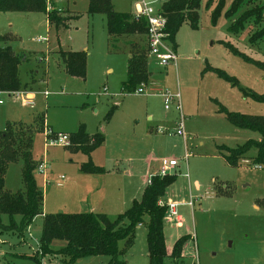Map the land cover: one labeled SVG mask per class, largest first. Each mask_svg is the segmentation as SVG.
Masks as SVG:
<instances>
[{
  "label": "rangeland",
  "instance_id": "374dc122",
  "mask_svg": "<svg viewBox=\"0 0 264 264\" xmlns=\"http://www.w3.org/2000/svg\"><path fill=\"white\" fill-rule=\"evenodd\" d=\"M219 1L200 0L198 28L185 22L178 29L176 63L160 66L152 55L146 56L149 82L143 85V93L131 94L121 92L130 49L125 42L136 40L145 46L144 36L122 37L115 43L121 49L111 51L106 17L88 13L89 0H50L47 10L56 9L62 19L63 26L58 27L49 24L43 12L0 13V35L9 36L0 48L9 46L23 55L18 72L26 89L21 90L32 101L24 106L19 99L3 96L0 129L7 123L32 129V174L43 196L41 214L22 234L0 230V264H108L104 255L66 263L56 254H42L43 216L88 212L89 202L94 212L114 217L134 199H141L146 177L159 170L163 159H175L178 166L169 171L176 179L160 202H176L182 219L177 226L165 214L166 245L189 236L176 264H264V162L254 161L255 148L236 166L225 160L229 150L258 141L260 135L235 127L219 111L223 107L231 113L264 116V103L241 90L264 95V39L249 40L264 26V9L260 23L249 20L238 33L228 31L245 9L264 8V0H244L231 19L225 13L234 0H222V9L214 17ZM111 4L117 12L132 14L136 9L133 0H111ZM60 50L86 53L84 78L66 74ZM206 65L223 71L236 84L205 69ZM156 89L179 94L180 111L176 100L166 108ZM179 124L184 136L175 132ZM80 127L104 136L89 156L47 142L53 133L69 136ZM88 160L105 172L83 173L80 167ZM22 166V158L8 164L6 190H24ZM6 220L3 216L5 224ZM147 223L145 216L136 227L134 243L123 257L125 264H148ZM60 242L52 243V248L62 247ZM165 264L175 263L167 258Z\"/></svg>",
  "mask_w": 264,
  "mask_h": 264
},
{
  "label": "trees",
  "instance_id": "16d2710c",
  "mask_svg": "<svg viewBox=\"0 0 264 264\" xmlns=\"http://www.w3.org/2000/svg\"><path fill=\"white\" fill-rule=\"evenodd\" d=\"M244 0H234L225 16L232 18L237 14ZM211 2V1H209ZM223 6L220 0L215 8L214 17ZM200 0H167L162 5V13L166 17L164 29L165 39L176 49L174 37L183 23H188L192 29L198 28V10ZM263 7L252 6L242 11L228 26V31L238 33L244 24L252 20L260 23L263 19ZM5 12H43L49 24L63 26L62 19L57 18V10H47L46 0H0V13ZM88 13H103L106 17V31L111 51H119L115 43L122 37L136 35L144 36L145 46L136 40L125 42L129 46V57L126 66V78L121 83L122 94H131L141 85H147L150 73L147 68V44L145 39L146 20H135L132 14L117 12L114 10L111 0H89ZM8 35H0V42L7 41ZM264 39V26L252 34L249 38L254 43ZM232 52H237L231 45H227ZM66 74L84 78L86 71V53L84 51H58ZM23 55L14 52L9 46L0 48V91H15L26 89L22 85L18 67ZM243 58L250 60L243 56ZM205 69L214 70L225 80L236 84L235 79L219 69L205 66ZM243 95L264 103V95H257L241 89ZM227 120L239 129L257 132L260 135L258 141L250 140L242 146L229 150L225 156L230 166L238 165L243 155L255 148L257 155L255 162H264V116L243 115L231 113L220 107ZM109 111L108 115L110 116ZM68 148L81 151L88 155L100 147L104 142V136L98 132L88 134L84 127L69 135ZM32 129L23 124L7 123L0 129V230L12 229L22 234L33 222L34 218L41 214L43 201L42 192L38 189L33 177L34 162L31 154ZM22 158L23 166L21 178L24 185L23 191L10 192L4 188L5 174L8 164ZM83 173H103L101 167L88 162L80 167ZM176 177L174 175H152L150 182L146 183L140 200L134 199L131 205L122 213L110 217L104 213L80 212V213H54L43 216L42 230L39 239V248L42 254L53 253L58 255L66 263H72L79 259L104 255L109 258L108 264H125L124 255L132 247L135 240L136 227L143 223L144 217H148L146 228V249L148 264H165L170 258L175 264L182 257L183 248L189 239L188 235L175 240L171 251L167 254L163 233V218L166 214V206L159 204L165 193V189ZM3 216L7 223L3 222ZM64 242L58 249L52 248L53 241ZM122 243V245L120 244ZM38 262L36 256H31Z\"/></svg>",
  "mask_w": 264,
  "mask_h": 264
},
{
  "label": "built area",
  "instance_id": "2783aa9c",
  "mask_svg": "<svg viewBox=\"0 0 264 264\" xmlns=\"http://www.w3.org/2000/svg\"><path fill=\"white\" fill-rule=\"evenodd\" d=\"M50 0H46L47 9L50 6ZM58 1V0H56ZM136 4V9L132 13V16L135 20L144 18L146 20V33L145 39L148 48L147 55H152L158 62L160 66H167L170 63H176L177 55L175 50L172 48L171 44L165 39L164 29L166 26V17L162 13V5L167 0H133ZM144 86L141 85L136 89V93H143ZM150 90H155V88H150ZM156 91L162 96L165 107L168 108L169 103L176 100L177 103L175 108L180 111V102L179 94H171L169 92H164L160 89ZM24 90H15V91H0V105L3 104V96L11 97L16 100H20L22 105L29 106L31 101V96L27 95L24 97ZM51 132V133H50ZM46 135H50L53 132L50 131ZM176 134L179 136H184V131L182 129V124H179V127L176 129ZM48 137V136H47ZM49 145H61L68 146L70 144L69 136L64 134L53 133V136L47 138ZM160 168L155 173L157 175L163 176L169 174V171L178 166V162L175 159H163L160 162ZM38 168L41 171L42 165L39 164ZM153 174V175H155ZM152 175L147 177L146 183L150 182ZM60 179H63V176H60ZM162 204V202H159ZM191 205V202H189ZM166 206V215L169 219L177 226H181L182 219L176 213V202H168Z\"/></svg>",
  "mask_w": 264,
  "mask_h": 264
},
{
  "label": "crops",
  "instance_id": "0c3cea01",
  "mask_svg": "<svg viewBox=\"0 0 264 264\" xmlns=\"http://www.w3.org/2000/svg\"><path fill=\"white\" fill-rule=\"evenodd\" d=\"M176 51V50H175ZM111 70L112 69H109L108 68V72H111ZM146 179H147V177H146ZM196 184V187L198 188L199 187V185H198V183L196 182L195 183ZM117 194H118V192H117ZM118 197H120L119 195H118ZM132 203V202H131ZM119 204V202H116V205H118ZM256 206V205H255ZM257 207V206H256ZM87 208H88V212H94L93 210H96L95 209V207H93L91 204H89V202H87ZM181 218V217H180ZM145 239H146V235H145ZM55 241H58V240H55ZM55 241H53V243L55 242ZM60 244H63L64 245V242H60ZM165 245H166V242H165ZM186 247H187V243L185 244V246H184V248H183V252H182V254H184L185 253V249H186ZM171 248H172V245H170V246H167L166 245V251H167V254H169L170 253V251H171ZM146 254H147V252H146Z\"/></svg>",
  "mask_w": 264,
  "mask_h": 264
}]
</instances>
